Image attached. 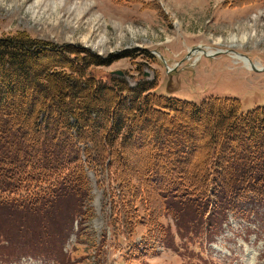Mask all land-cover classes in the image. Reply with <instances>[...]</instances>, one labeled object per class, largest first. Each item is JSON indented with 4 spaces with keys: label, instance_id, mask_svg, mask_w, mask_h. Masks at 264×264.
Returning a JSON list of instances; mask_svg holds the SVG:
<instances>
[{
    "label": "trees",
    "instance_id": "trees-1",
    "mask_svg": "<svg viewBox=\"0 0 264 264\" xmlns=\"http://www.w3.org/2000/svg\"><path fill=\"white\" fill-rule=\"evenodd\" d=\"M51 46L0 39L5 238L34 231L36 224L21 221L28 214H47L65 199L89 201L87 169L112 166L125 216L144 198L190 233L235 210L264 219V106L242 113L239 99L211 97L198 105L150 93L154 83L108 82L91 74L108 62ZM78 206L72 215L83 217ZM124 224L131 232L134 222ZM168 236L161 225L154 242Z\"/></svg>",
    "mask_w": 264,
    "mask_h": 264
},
{
    "label": "rangeland",
    "instance_id": "rangeland-1",
    "mask_svg": "<svg viewBox=\"0 0 264 264\" xmlns=\"http://www.w3.org/2000/svg\"><path fill=\"white\" fill-rule=\"evenodd\" d=\"M16 36L86 51L108 62L91 68L108 82L122 80L131 88L154 83L150 93L198 105L211 97L239 99L242 113L264 106V0H0V39ZM232 51L260 71L247 70ZM116 171L87 169L89 201L74 202L83 217L72 215L70 199L61 200L47 214L21 219L37 231H11L8 238L1 218L0 264H264L260 216L240 210L214 215L186 240L157 202L150 206L142 198L138 211L125 216ZM131 221L130 232L124 222ZM161 225L169 239L154 242ZM142 238L150 246L145 254H139Z\"/></svg>",
    "mask_w": 264,
    "mask_h": 264
},
{
    "label": "bare ground",
    "instance_id": "bare-ground-1",
    "mask_svg": "<svg viewBox=\"0 0 264 264\" xmlns=\"http://www.w3.org/2000/svg\"><path fill=\"white\" fill-rule=\"evenodd\" d=\"M81 3V2H80ZM83 10V9H82ZM85 10V9H84ZM83 10V11H84ZM70 12V11H69ZM80 12V11H79ZM74 14V13H73ZM81 15V14H80ZM79 16V15H78ZM81 18V17H80ZM245 29V28H244ZM243 29V31H244V34H243V41H245V39L244 38H248L249 39V36H248V32H246V31H248V30H244ZM241 30V29H240ZM242 31V32H243ZM238 38V37H237ZM238 41V40H237ZM233 43H234V41H233ZM197 51H200V50H197ZM197 51H196V53H197ZM200 52H203V51H200ZM232 53L234 54L233 55V58L234 59H236V60H238V61H240V62H243L244 63V65H245V67H246V69H252V68H254V65L256 66V68L257 69H261V68H259L258 67V65L257 64H253L252 62H250L249 60H248V58H246V57H244L243 55H241V54H239V53H237V52H233L232 51Z\"/></svg>",
    "mask_w": 264,
    "mask_h": 264
},
{
    "label": "water",
    "instance_id": "water-1",
    "mask_svg": "<svg viewBox=\"0 0 264 264\" xmlns=\"http://www.w3.org/2000/svg\"><path fill=\"white\" fill-rule=\"evenodd\" d=\"M117 74H118V75H122V73H121V72H117Z\"/></svg>",
    "mask_w": 264,
    "mask_h": 264
}]
</instances>
